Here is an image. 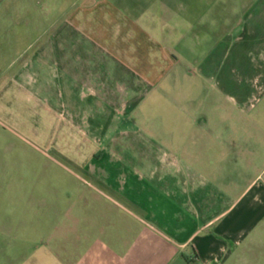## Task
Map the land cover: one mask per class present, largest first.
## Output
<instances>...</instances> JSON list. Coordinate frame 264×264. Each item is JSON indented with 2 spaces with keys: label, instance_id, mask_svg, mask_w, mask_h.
Returning a JSON list of instances; mask_svg holds the SVG:
<instances>
[{
  "label": "rangeland",
  "instance_id": "obj_1",
  "mask_svg": "<svg viewBox=\"0 0 264 264\" xmlns=\"http://www.w3.org/2000/svg\"><path fill=\"white\" fill-rule=\"evenodd\" d=\"M94 1L106 11L85 13L89 0H0V264L80 261L106 228L100 190H107L94 171L118 164L117 155L124 158L136 147L146 153L151 143L140 137L123 145L113 141L116 134L163 132L165 118L190 115L176 114L171 103L211 99L213 62L223 59L228 40L225 19L240 20L225 11L221 24L213 23L214 6L227 0ZM58 32L60 38L84 39L78 47L98 54L92 65L116 73L122 62L101 60L113 42L140 40L131 41L132 52L153 50L157 57L161 48L166 64L150 63L165 76H155L153 89L142 83V107L122 119L116 86L112 93L92 92L83 77L63 72L69 63L49 50ZM128 159L123 163H132ZM254 235L246 260L237 264H264V219Z\"/></svg>",
  "mask_w": 264,
  "mask_h": 264
},
{
  "label": "crops",
  "instance_id": "obj_2",
  "mask_svg": "<svg viewBox=\"0 0 264 264\" xmlns=\"http://www.w3.org/2000/svg\"><path fill=\"white\" fill-rule=\"evenodd\" d=\"M246 1L227 0L211 11L216 24H221L222 12L240 16L237 22L230 15L225 19L228 40L223 59L213 62L211 99L171 103L176 114L189 110L190 115L165 118L160 122L163 132L116 134L113 141L123 145L140 137L151 143L146 153L136 147L133 154H124L130 164L117 155L118 164L94 171L107 190H100L106 228L101 229V239L85 247L77 264H237L246 260L264 219V0ZM85 4L87 14L106 11L94 0ZM189 9L184 11L185 18L191 14ZM86 22L90 26L92 17ZM60 34L51 39L49 50L69 63L70 69L63 72L83 77L92 92L121 93L115 109L122 119L142 107L146 95L141 84L153 89L155 76H165L158 73L156 63H150L166 64L161 48L157 57L153 50L144 55L132 52L131 41L140 44V40H125L127 45L113 42L112 52L101 60L122 62L120 74L94 67L98 54L78 47L84 39L60 38ZM78 60L84 62V69L78 68ZM115 86V91L110 88ZM200 92H206L205 88ZM146 154L151 158L148 162Z\"/></svg>",
  "mask_w": 264,
  "mask_h": 264
}]
</instances>
